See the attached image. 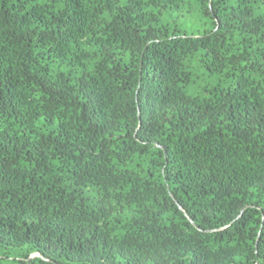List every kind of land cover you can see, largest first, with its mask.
Wrapping results in <instances>:
<instances>
[{"label": "trees", "instance_id": "obj_1", "mask_svg": "<svg viewBox=\"0 0 264 264\" xmlns=\"http://www.w3.org/2000/svg\"><path fill=\"white\" fill-rule=\"evenodd\" d=\"M0 264H264V0H0Z\"/></svg>", "mask_w": 264, "mask_h": 264}]
</instances>
